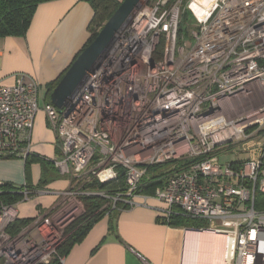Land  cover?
<instances>
[{
    "label": "built area",
    "instance_id": "built-area-1",
    "mask_svg": "<svg viewBox=\"0 0 264 264\" xmlns=\"http://www.w3.org/2000/svg\"><path fill=\"white\" fill-rule=\"evenodd\" d=\"M182 2L198 22L192 46L180 33ZM40 86L25 74L0 82V158L33 154ZM43 108L57 138L50 160L69 187L15 235L17 212L1 207L3 264L49 263L85 214L83 197L103 195L90 185L122 176L106 207L153 197L167 220L188 216L207 223L194 230L221 235L228 264H264V145L237 162L219 156L264 126V0H143L72 98ZM165 163L173 170L145 194L148 167Z\"/></svg>",
    "mask_w": 264,
    "mask_h": 264
},
{
    "label": "crops",
    "instance_id": "crops-1",
    "mask_svg": "<svg viewBox=\"0 0 264 264\" xmlns=\"http://www.w3.org/2000/svg\"><path fill=\"white\" fill-rule=\"evenodd\" d=\"M93 15L89 0L40 3L24 36L0 37V82L12 84L25 74L39 82L42 99L46 101V85L54 80L59 82L86 47ZM34 138L31 156L50 159L54 151L57 155L53 131L38 129ZM43 140L53 145L54 151L44 147ZM26 170V160L22 158H0V185H39L44 177L41 161L32 160ZM46 174L49 179L33 197L14 205L17 217L45 214L59 199L55 200L56 195L69 187V178L58 169ZM165 208L164 202L153 197H138L127 208L108 212L71 246L62 264L196 263L199 237L188 233L190 227L167 223Z\"/></svg>",
    "mask_w": 264,
    "mask_h": 264
},
{
    "label": "trees",
    "instance_id": "trees-1",
    "mask_svg": "<svg viewBox=\"0 0 264 264\" xmlns=\"http://www.w3.org/2000/svg\"><path fill=\"white\" fill-rule=\"evenodd\" d=\"M50 0H0V37L6 36H24L29 28L30 22L33 15L42 2ZM122 0H89L93 7L94 15L90 23V37L87 45H89L97 36L106 21L114 14ZM173 1V0H171ZM182 24V22H181ZM184 30L182 25L180 26V33ZM86 45V46H87ZM161 49V47H160ZM58 80L51 81L46 85L45 100L51 101L50 95L52 90L57 85ZM255 128V127H254ZM40 160L44 170V177L40 181L39 185H30L29 183L21 186L3 184L0 185V209L2 206H14L22 201H27L33 197L36 190L42 188V184L49 179L47 174L49 171L53 170L55 167L54 163L45 157L38 155L29 156L26 160V169L29 170V166L32 160ZM172 163L157 164L148 167V174L144 178L145 184V194H152L153 189L156 185L162 184L168 175V173L173 170ZM177 168V167H176ZM57 169V168H56ZM26 170V171H27ZM54 172V171H53ZM125 186L123 176L120 177L119 182L110 184H100L93 183L90 187L96 189H106L112 190V192H117L119 188ZM28 191V194L24 193V190ZM86 212L81 218H79L75 223H73L66 231V238L59 246L57 255L51 259L49 263L41 264H62L59 256H64L67 254L71 246L81 240L93 224L103 218L108 212L113 213L110 207L105 205L110 201L106 197L102 196H86L83 197ZM126 206L125 208H127ZM256 207L264 208V193L257 192ZM103 208V209H101ZM101 209V210H100ZM100 210V211H99ZM100 214V215H99ZM35 217L21 218L17 217L11 225H9L7 231L11 235L18 234L25 228ZM166 222L170 225L184 226L190 228H200L207 226V223L202 220L194 219L184 215H171ZM0 264L3 261L0 260Z\"/></svg>",
    "mask_w": 264,
    "mask_h": 264
},
{
    "label": "water",
    "instance_id": "water-1",
    "mask_svg": "<svg viewBox=\"0 0 264 264\" xmlns=\"http://www.w3.org/2000/svg\"><path fill=\"white\" fill-rule=\"evenodd\" d=\"M142 1L122 0L117 10L106 21L95 39L76 56L51 92V102L56 107H63L77 92L88 73L94 69L98 60L108 50L115 35Z\"/></svg>",
    "mask_w": 264,
    "mask_h": 264
},
{
    "label": "rangeland",
    "instance_id": "rangeland-1",
    "mask_svg": "<svg viewBox=\"0 0 264 264\" xmlns=\"http://www.w3.org/2000/svg\"><path fill=\"white\" fill-rule=\"evenodd\" d=\"M180 9H181L180 16L182 17L181 18V20H182L181 25H182V28L184 30L182 32V34H183L182 36L184 37V40L189 41L190 46H192L195 42V40L192 38V31L197 29L198 22L195 20V18H193V16L190 13H188V11L185 9V7L183 5V2L180 6ZM43 103H44V101L41 97L40 110L38 111V113L36 115V119H35V123H34L35 133H34V129H33L32 146L35 143L34 141L36 138H34V137H36V130L40 129L42 131H48V130L53 131L47 122V116H46V112L43 108ZM252 139H253V141H252ZM257 143L258 144L261 143V145H264V126H261L255 130L253 138L248 136L246 138V140H240L238 142H234L233 144L226 147L227 150H225L219 154L221 163L227 164L229 162H237V161L245 160V159L249 158V155L251 154V152L257 147L256 146ZM42 144L48 150L52 149L54 151L53 145L49 144L48 141L43 140ZM56 157H57L56 151H54V154L52 156H50V159H54ZM22 159H24V158H22ZM147 174H148V170L146 171V175ZM168 175H169V173H168ZM168 175H167V177H168ZM100 184H102V183H100ZM156 186H158V185H156ZM96 190L99 191L101 194H103L102 197H106V199L108 201L112 200V197H116V194H115L116 192H112V190H106L103 188L97 189V187H96ZM58 197H59V195H56L55 200H57ZM101 209H103V208H101ZM105 216H107V215H104L103 217H105ZM188 229L194 230L193 228H188ZM194 231H203V230H194ZM206 232H208V231H206Z\"/></svg>",
    "mask_w": 264,
    "mask_h": 264
},
{
    "label": "bare ground",
    "instance_id": "bare-ground-1",
    "mask_svg": "<svg viewBox=\"0 0 264 264\" xmlns=\"http://www.w3.org/2000/svg\"><path fill=\"white\" fill-rule=\"evenodd\" d=\"M188 233L199 237V243L197 244V249L195 248V254L197 257L196 263H192L190 261L186 264H228L225 260V243L221 235H214L206 231L194 230H190ZM194 245L196 246V244ZM192 247L194 246L192 245Z\"/></svg>",
    "mask_w": 264,
    "mask_h": 264
}]
</instances>
